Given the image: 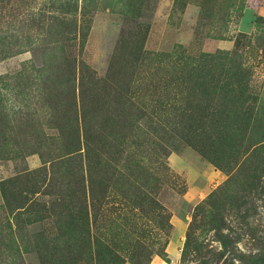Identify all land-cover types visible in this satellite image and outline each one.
<instances>
[{
    "label": "rangeland",
    "instance_id": "rangeland-1",
    "mask_svg": "<svg viewBox=\"0 0 264 264\" xmlns=\"http://www.w3.org/2000/svg\"><path fill=\"white\" fill-rule=\"evenodd\" d=\"M0 264H264V0H0Z\"/></svg>",
    "mask_w": 264,
    "mask_h": 264
}]
</instances>
